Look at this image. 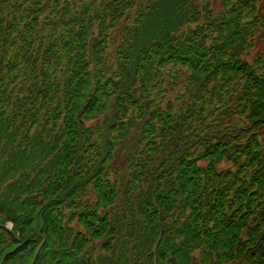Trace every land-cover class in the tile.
I'll use <instances>...</instances> for the list:
<instances>
[{"label":"trees","instance_id":"1","mask_svg":"<svg viewBox=\"0 0 264 264\" xmlns=\"http://www.w3.org/2000/svg\"><path fill=\"white\" fill-rule=\"evenodd\" d=\"M263 39L258 0H0V264H264Z\"/></svg>","mask_w":264,"mask_h":264},{"label":"rangeland","instance_id":"2","mask_svg":"<svg viewBox=\"0 0 264 264\" xmlns=\"http://www.w3.org/2000/svg\"><path fill=\"white\" fill-rule=\"evenodd\" d=\"M262 6V8L264 9V0H258ZM259 54H264V39L261 41L259 40L255 47L250 51V58L249 60L251 62L254 61V59L259 55Z\"/></svg>","mask_w":264,"mask_h":264}]
</instances>
